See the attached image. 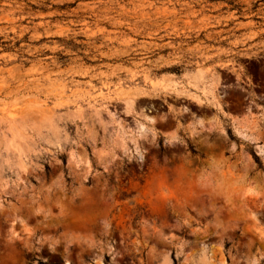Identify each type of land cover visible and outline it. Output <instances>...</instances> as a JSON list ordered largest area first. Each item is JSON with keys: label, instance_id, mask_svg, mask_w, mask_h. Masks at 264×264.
<instances>
[{"label": "rangeland", "instance_id": "1", "mask_svg": "<svg viewBox=\"0 0 264 264\" xmlns=\"http://www.w3.org/2000/svg\"><path fill=\"white\" fill-rule=\"evenodd\" d=\"M202 260L264 264V0H0V264Z\"/></svg>", "mask_w": 264, "mask_h": 264}, {"label": "bare ground", "instance_id": "2", "mask_svg": "<svg viewBox=\"0 0 264 264\" xmlns=\"http://www.w3.org/2000/svg\"><path fill=\"white\" fill-rule=\"evenodd\" d=\"M195 74H196V73H195ZM197 75L202 76L200 72H198ZM158 84H159V83H158ZM161 84H163V83H161ZM163 85H164V84H163ZM159 87H160V86H159ZM162 87H163V86H162ZM154 88H155V87H154ZM156 88H157V87H156ZM122 93H123V92H122ZM50 112H51V111H50ZM31 114H34V112H32ZM39 114H40V113H39ZM50 115H51V114H50ZM16 116H17V115H16ZM12 117H13V116H12ZM12 117H11V119H12ZM41 117H43L44 120H49V119H50V116L48 115L47 111H43ZM17 119H18V118H17ZM33 119H34V118H33ZM43 119H42V120H43ZM14 120H15V117H14ZM14 120H13V121H14ZM28 120H29V119H28ZM31 120H32V119H31ZM37 120L39 121L37 125H39L40 122H41V121H40L41 119L39 118V116H38ZM34 121H36V118H35ZM11 122H12V121H11ZM15 122H16V121H15ZM29 123H30V122H29ZM16 125H17V123H14V122H13L12 125H11V128H15ZM15 138H16V137L14 136V139H15ZM15 141H16V140H14V142H15ZM203 259H204V258H203ZM202 261H204V260H202ZM204 262H205V264H206V261H204Z\"/></svg>", "mask_w": 264, "mask_h": 264}]
</instances>
